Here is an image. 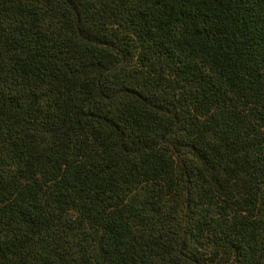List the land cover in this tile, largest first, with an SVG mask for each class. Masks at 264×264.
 Listing matches in <instances>:
<instances>
[{"label":"trees","instance_id":"16d2710c","mask_svg":"<svg viewBox=\"0 0 264 264\" xmlns=\"http://www.w3.org/2000/svg\"><path fill=\"white\" fill-rule=\"evenodd\" d=\"M0 264H264V0H0Z\"/></svg>","mask_w":264,"mask_h":264}]
</instances>
